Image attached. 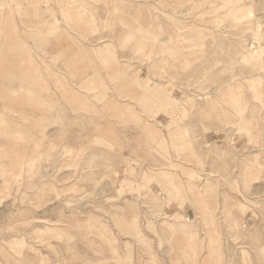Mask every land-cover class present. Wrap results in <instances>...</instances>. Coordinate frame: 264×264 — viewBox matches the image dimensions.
I'll use <instances>...</instances> for the list:
<instances>
[{
	"label": "rangeland",
	"instance_id": "1",
	"mask_svg": "<svg viewBox=\"0 0 264 264\" xmlns=\"http://www.w3.org/2000/svg\"><path fill=\"white\" fill-rule=\"evenodd\" d=\"M0 264H264V0H0Z\"/></svg>",
	"mask_w": 264,
	"mask_h": 264
}]
</instances>
